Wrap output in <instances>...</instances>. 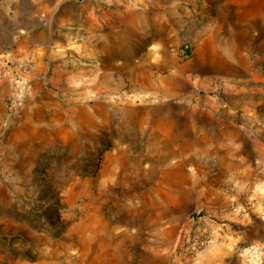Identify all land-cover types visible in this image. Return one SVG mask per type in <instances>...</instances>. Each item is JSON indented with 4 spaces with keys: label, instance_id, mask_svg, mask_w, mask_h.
Here are the masks:
<instances>
[{
    "label": "rangeland",
    "instance_id": "rangeland-1",
    "mask_svg": "<svg viewBox=\"0 0 264 264\" xmlns=\"http://www.w3.org/2000/svg\"><path fill=\"white\" fill-rule=\"evenodd\" d=\"M68 1L53 34L0 21V264H198L223 243L264 264V0H153L170 22L136 23L130 0ZM219 53L212 89L180 96Z\"/></svg>",
    "mask_w": 264,
    "mask_h": 264
},
{
    "label": "crops",
    "instance_id": "crops-1",
    "mask_svg": "<svg viewBox=\"0 0 264 264\" xmlns=\"http://www.w3.org/2000/svg\"><path fill=\"white\" fill-rule=\"evenodd\" d=\"M130 1L138 9L141 8L139 9V12H141L142 14L145 12L146 8H151L152 6H155V4H157L156 1L153 0ZM68 4V0H0V21L3 22L4 20L8 19L12 22H15L18 19L17 15H31V17H27L29 19L28 24H26L25 26H19L20 31L25 32V35L27 37L32 36L34 30H40L41 33L53 34L57 28L56 21L58 19V15H65L64 11ZM115 16L120 20H131V22L134 23L138 22L140 20V17H153L158 20L164 19L167 22H170V15L117 14ZM105 18H108V15L106 13L103 14L99 22V39L101 43L104 41V39H106L105 34H103L102 32L104 30V27L107 26V20ZM6 27H8V24ZM93 31L94 29H91L90 31V43H94L95 39L98 38H95V36L98 35ZM198 41L205 48H210V45H213V38L211 37L198 39ZM190 56L191 59H193V52H191ZM198 59L199 60L196 61V65L194 66V68L192 67V70L190 72L183 73L179 79L180 86L184 89V91L179 92L180 96L191 98L193 97L194 89H212L211 84L213 80L210 78L212 76V67H222L223 65V69H225V67L228 65L227 57L222 56L220 53L215 54L213 58L203 57L201 58V60L200 58ZM224 73L226 72L224 71ZM209 102L213 103L214 105L217 101L215 98H213V100ZM215 110L219 111V108L215 107ZM180 112L181 115L186 116L185 121L188 120L190 125L196 126L199 124H203L206 126L216 124L217 126H222L221 128H224L223 130H227L233 133L234 139L231 135V140L234 141L236 138L235 136H237L238 144H243L244 146H246L247 143L248 148L251 147L250 131L244 125H235L233 122L226 123L223 119L216 118V114L211 109L200 110L199 107H188L187 109H180ZM246 138L247 141L245 140ZM219 158L222 161L226 160V157ZM234 160V156L227 158V162L231 161L233 165ZM224 244L225 243H223L221 246L215 245V248H213L211 252L202 254V256L198 259V264H246L245 260L233 257V252L228 250L227 246H224Z\"/></svg>",
    "mask_w": 264,
    "mask_h": 264
},
{
    "label": "built area",
    "instance_id": "built-area-1",
    "mask_svg": "<svg viewBox=\"0 0 264 264\" xmlns=\"http://www.w3.org/2000/svg\"><path fill=\"white\" fill-rule=\"evenodd\" d=\"M179 55L183 59H188L191 55V44L185 43L180 49Z\"/></svg>",
    "mask_w": 264,
    "mask_h": 264
}]
</instances>
